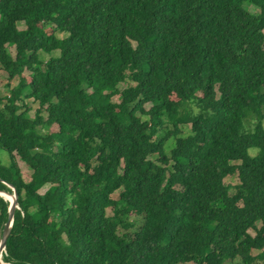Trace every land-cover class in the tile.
Here are the masks:
<instances>
[{
    "label": "trees",
    "instance_id": "16d2710c",
    "mask_svg": "<svg viewBox=\"0 0 264 264\" xmlns=\"http://www.w3.org/2000/svg\"><path fill=\"white\" fill-rule=\"evenodd\" d=\"M0 71L4 262L264 264V0H0Z\"/></svg>",
    "mask_w": 264,
    "mask_h": 264
},
{
    "label": "rangeland",
    "instance_id": "374dc122",
    "mask_svg": "<svg viewBox=\"0 0 264 264\" xmlns=\"http://www.w3.org/2000/svg\"><path fill=\"white\" fill-rule=\"evenodd\" d=\"M249 10L251 11V13H256V11H257L253 7L249 8ZM17 26H18V30L26 29L25 25H23V24H18ZM8 50L11 53V55L14 56V48L11 47V48H8ZM57 56H60V53L56 52V53H53L52 55L42 54V59L47 61L51 57H57ZM29 74H30L29 72H26V76H28ZM7 80L8 79L6 77V74L4 72L0 71V97H2V98L6 97L9 94V91L12 90V88H14L17 85V81H18L17 79L16 80L15 79L11 80L10 82H8ZM126 88H127V85H124V84L121 85V89L122 90H124ZM25 102L28 105V107L30 108L29 117L30 118H34L35 114H36V112L38 110V104H36V102H34L31 99L27 100V101L25 100ZM184 132L186 134H188L190 132V130L185 129ZM168 151H170V148H168ZM1 155H2V159H4V161H5V155H6V158L8 159V156H7V154L4 151L1 152ZM17 163H18V166H19L20 170L22 171L23 174H25V176L30 177L32 175V171L25 165V163H22L18 159H17ZM238 181L239 180H238L237 176L229 177L226 180V184L231 186L232 189H234V187L238 184ZM47 189H48V186L43 188L40 191V193H44ZM114 198H118V196H116ZM134 219H136V218L133 216L129 220L133 221ZM251 233H252V231H251ZM254 253L258 254V252H254ZM256 264H261V263L257 262Z\"/></svg>",
    "mask_w": 264,
    "mask_h": 264
},
{
    "label": "water",
    "instance_id": "95a60500",
    "mask_svg": "<svg viewBox=\"0 0 264 264\" xmlns=\"http://www.w3.org/2000/svg\"><path fill=\"white\" fill-rule=\"evenodd\" d=\"M8 187L11 189L12 193L0 192L1 198L3 199H6V197L11 198V200L6 199V201L9 202V207H8V216H7L6 225L3 231L2 239L0 241V264H10V263L4 262L3 257L6 254L7 239L10 235V231L12 228L14 213H15V210L19 209L15 189L12 188L10 185Z\"/></svg>",
    "mask_w": 264,
    "mask_h": 264
},
{
    "label": "bare ground",
    "instance_id": "6f19581e",
    "mask_svg": "<svg viewBox=\"0 0 264 264\" xmlns=\"http://www.w3.org/2000/svg\"><path fill=\"white\" fill-rule=\"evenodd\" d=\"M6 199H9V200H11V198H9V197H6Z\"/></svg>",
    "mask_w": 264,
    "mask_h": 264
}]
</instances>
